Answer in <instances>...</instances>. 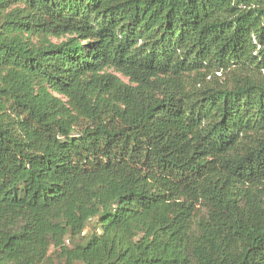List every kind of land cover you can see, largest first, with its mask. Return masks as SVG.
Wrapping results in <instances>:
<instances>
[{
	"label": "trees",
	"instance_id": "1",
	"mask_svg": "<svg viewBox=\"0 0 264 264\" xmlns=\"http://www.w3.org/2000/svg\"><path fill=\"white\" fill-rule=\"evenodd\" d=\"M60 261L264 264V0H0V264Z\"/></svg>",
	"mask_w": 264,
	"mask_h": 264
},
{
	"label": "rangeland",
	"instance_id": "2",
	"mask_svg": "<svg viewBox=\"0 0 264 264\" xmlns=\"http://www.w3.org/2000/svg\"><path fill=\"white\" fill-rule=\"evenodd\" d=\"M52 40H54V41H58V40H60V39H55V38H52ZM219 77H221V79L224 77V75L225 74H222L221 72H217L216 73ZM120 75V74H119ZM121 76V75H120ZM124 79H126L125 77H123ZM97 218H93V219H91L89 222H88V226L86 227V229H85V231H84V233H89L95 226H96V224H97V220H96ZM65 243L66 244H68V245H70V241L68 240V239H66V241H65ZM58 252H59V249H56V248H54V247H51L50 248V251H49V255H51L54 259H55V261H57V262H59L58 261ZM60 263L61 264H63V261H60Z\"/></svg>",
	"mask_w": 264,
	"mask_h": 264
}]
</instances>
